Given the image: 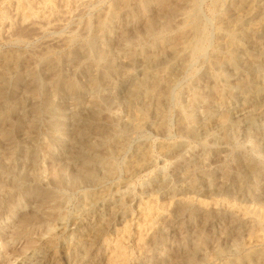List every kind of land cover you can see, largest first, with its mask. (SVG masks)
Segmentation results:
<instances>
[{
	"label": "bare ground",
	"instance_id": "6f19581e",
	"mask_svg": "<svg viewBox=\"0 0 264 264\" xmlns=\"http://www.w3.org/2000/svg\"><path fill=\"white\" fill-rule=\"evenodd\" d=\"M82 1L83 0H0V40L3 36L2 27L11 25L16 18L22 23H29L27 25H36L38 27L37 29L40 31L49 28L52 29V27L57 26L63 19L68 18ZM186 1L188 0H116L107 13L99 14L96 19L94 18V30H96L98 35L96 36V40L99 38V42H97L99 43L98 49L96 47L97 56H91L89 48L84 45L85 43L83 45L80 44L81 46L74 47L69 52L70 57L66 60L73 66L70 72H61L60 69H57L56 63H53L52 60L49 59V54H47V56L44 55L49 52L48 49L50 45L47 44L43 46L42 52L44 51L45 53L43 52L44 54L42 53L41 55L46 56L45 59H43L45 62L44 66H46L45 69L49 70L47 71L49 82L47 81V88L44 87L41 93V87L39 88L35 85L32 73L25 69L29 66L28 59H26L28 56L23 58L26 54L22 57L19 54V50H17V52L11 50L12 52L0 53V113L3 114L6 112V103L1 102L6 87V79L7 77L9 79L10 73L13 75L12 73L16 72L19 77H24V79L26 74H31L33 85L28 89L26 88L28 86L24 87L23 92L34 101L36 100V94H40L41 96L38 103H34V117L32 119H29L23 126L20 125V123L17 124V121L13 123V130L18 134L20 133L21 137H19L18 134L12 135L11 133H7L5 128H0V143H6L3 153H0V204H5L4 199L6 195L19 190L17 197L14 202H12L13 204L10 205V202H7L10 208V216L16 218L12 223L13 226H11L12 228L9 232L11 234L9 237L11 236L16 239L18 237H24V248H31L35 251H40V253L42 252L43 254L50 255V260L41 264H60L57 233H61L62 229V225L60 227L58 226L57 231L54 232L50 225L49 227L51 229L47 226L48 222L46 221L56 219L59 215L55 207H49L47 203L49 198H53L51 192L46 190L40 191L36 187L23 185L27 177L30 176V173H28L30 170L27 171L26 166H31L32 172L43 166L40 163V156H37L36 152H34L36 150V144L34 145V143L29 142V139L33 138L32 134L37 133L38 123L41 121L42 117L41 115H46V119L44 121L42 120L47 127V132L44 131V133H48L52 136L54 140L59 143L61 150H65L66 148H68L66 150H69L68 152L66 151L67 154L64 152L65 156L63 159L54 160L53 151H49V145L48 148L44 145L46 150L48 149L46 152L50 154V159L48 162L46 161L47 164L45 166L48 170V174H50V176H48L54 183L57 181L63 184L65 181L69 180L74 186H79L81 183H96L97 180L102 177V173H104L102 172L103 169L106 171L107 159L104 161L102 159L103 157L99 159L94 154L93 151H95V149L94 145H92V141H84L86 149L81 145L83 143H81V141H83L81 137L85 136L84 132L86 130L83 125L85 122L84 120L89 119L90 122L96 123L102 118L104 112H106L104 110V104L101 103L97 96L93 95L92 91L103 85L104 89H106L105 97L111 100L116 99L113 101L115 102L119 100L115 93L117 86L121 83L128 82L129 87L125 93V102H123V104L125 106L124 110L127 113L125 116H129L128 123L131 128L150 125L157 131L161 129L163 127L165 114L163 112V106L168 95L167 93L172 86V75L184 66L188 57V55L185 56V50L187 48H193V51H195V48L202 47L199 45L204 41V33L202 34L200 30L186 32L185 36L181 34V30H179L180 32H177L181 35L176 39H165V37H163L164 39L162 41L160 38L163 27L169 22L173 24V22H171L172 16L174 13H178L177 11L180 10L181 4ZM216 2H218V0ZM230 2H228V4H230ZM217 9L218 8H216V10ZM8 10L9 12L11 11L9 14L7 12ZM227 10L228 12L226 13ZM227 10L223 15L220 14L221 18L219 17L222 29H220L221 32L219 30L218 33L220 32L219 37L221 40H219V45L217 43L218 47L216 46V48L214 47L215 49H212V66L210 67H227V69L231 70V75L234 77L231 78L230 74L227 75L223 71L222 73L220 71L208 70L205 74V77L209 80L207 89L199 90L198 88L200 87L197 89L195 87V89L193 88L190 91H186L188 92L185 98L187 108L178 113V129L183 134L194 138H199L198 136L202 133L207 134L211 131V126L213 127L214 125L220 131L223 140L231 141L233 133L235 132L248 134L256 123L264 125V104H262L264 102V0H233L231 9L229 6ZM135 11L136 14H138V18L144 22V34L146 33L151 42L146 46L144 45L145 47L143 48H130V45L123 47L129 39L131 29L126 27V23H117L114 25V39H116L117 49L116 51H109V44L110 42L113 43V41H111L113 38H111L110 23L115 17L131 19V17L135 15ZM152 11H154V15H152ZM221 12L222 11H220V13ZM157 28L162 29L155 31ZM219 28L221 27L219 26ZM112 30H114V27ZM134 40L135 39H132V44ZM139 40L141 41V39ZM93 43L90 42L88 46L93 47ZM140 43H142V41ZM136 46H138L137 43ZM69 53H67V56ZM52 54L51 51V55ZM192 54L195 55V52L191 53L190 56H192ZM61 58L60 56L59 59ZM55 59L54 57V62ZM61 63H63V60ZM81 76L83 77V79L80 78L81 81L80 79H76V77L79 78ZM188 88H191V85ZM98 93L101 94V92ZM17 102L21 101L17 99ZM233 102H238V106L235 110L233 109L234 107L232 108L231 106ZM111 103L112 102H110V104ZM201 103L204 104L205 108L203 110V116L196 118L194 115L195 108L198 104L201 106ZM233 117H236L237 120L233 119ZM15 118L14 120H16ZM108 120H110V118ZM87 123L90 124L89 122ZM112 128L111 130L109 129V131L106 130L105 133H99L100 136L96 139V141L98 140V142L102 144L104 153H110L112 151L120 152L124 148L126 142L125 138L116 134L117 130H115L116 127L114 124ZM45 136L47 137V134ZM36 137H38V135ZM68 137H70V139H68ZM24 141L31 145H23L22 143ZM161 148L164 150L165 154L170 153L172 155L174 153L175 155H180L183 152V146L181 144H163ZM136 150L135 157H132L129 161L131 176L128 177L132 178L148 170L153 164L149 160L148 146L144 148L138 147ZM98 151L100 150L98 149ZM251 156L242 152L231 164L224 165L220 172V178L218 180H213L214 185L213 188L208 191V197L204 195V197H197L190 193L180 192L179 194L171 195L166 200L161 201L155 195L150 197L147 196L148 198L146 197V199L139 202L134 217L130 216V218H127L123 224L115 229L113 227L114 230L111 234L108 233V225L111 223L112 218H114L113 216L118 214L119 209L122 206L126 207L128 199L118 198L116 202L106 205L104 213L96 214L93 220L90 219V222L88 221L72 230V235L74 239H76V249H74V257L77 259L76 264H134L136 260L138 262L140 261L138 260L140 257L142 259L140 264H163V262L169 258L168 253L160 250L153 257L150 249L154 246L164 244L167 228L174 225L171 224V222L185 213H188V220L197 218L199 225L196 227V239L191 249L184 250L182 253V262L184 264H191L194 259H199L202 264H215L214 258L216 259L220 254L223 255V249L218 246V243L232 234L239 236V240L241 237V244L245 252L239 257H232L233 260L228 261L230 260L228 259L227 262L225 260V262L223 261L224 263L221 264H264V163L259 164L258 161ZM111 164L113 165L111 162L109 166ZM16 165L25 167L24 170L26 171H18V174H15L14 169ZM67 168H70L71 171H67ZM181 170L187 177L186 182L189 190L196 188L199 183L198 181L206 178L203 175L199 178L193 175L194 173L192 174L190 165L183 167ZM97 172L101 176L98 175ZM208 176L209 174H207V177ZM35 177L38 179L39 183L40 178L37 177V174ZM231 181H233L236 188L234 193L229 194L228 191H226V187L229 185L227 183ZM22 186H24L23 189ZM38 186H40V184ZM215 193L219 196H215ZM222 193L226 194L222 195ZM38 195L41 197V199L39 198L40 202L37 205L28 207L25 212L22 208L24 207L26 198L29 196H36L37 198ZM239 196L244 197L246 202L248 200H250L251 203L254 202V205L243 202L244 200L239 199ZM97 198L98 195L95 193L90 195L91 201H96ZM99 198H101V196ZM58 207L59 206H57V208ZM219 217L225 220L224 225L219 226L218 236H212L213 238L205 237V235L209 233L206 234L205 230L208 228L211 221ZM43 226H46L47 229V236H44L45 234L43 235L46 238L41 236L43 230L45 231ZM176 227L172 230L175 229L176 231L182 229L181 224L178 225L177 228ZM2 229L3 228H1V230ZM229 238L230 237H228V239ZM130 245L137 250V256H134L135 253L133 254ZM5 248L6 247H4V249ZM239 250L241 249L239 248ZM98 255L102 257L101 262L96 260ZM29 258L31 257L29 256ZM16 264H19V262Z\"/></svg>",
	"mask_w": 264,
	"mask_h": 264
},
{
	"label": "rangeland",
	"instance_id": "374dc122",
	"mask_svg": "<svg viewBox=\"0 0 264 264\" xmlns=\"http://www.w3.org/2000/svg\"><path fill=\"white\" fill-rule=\"evenodd\" d=\"M115 1L116 0H83L81 2V4H78L79 6L76 7V10H74V12L68 18L63 19L61 22H59L60 24L58 23L59 25L57 24V26L52 27V29L49 28V29H46L44 31L38 30L37 29L38 27L36 25H33V24L27 25L29 23H22L18 18H16L15 20H13V22L14 21L15 22L14 23L12 22L11 25H8V26L6 25V27L5 26L2 27L3 28L2 29L3 36L0 40L1 41L0 53L1 52H12L14 50H15V52H17V50H19L20 51L19 54L22 57L26 54L25 57H23V58H26L28 56L26 59H28L29 66L25 69H27L28 71H30V73H32V75L34 77L35 85L38 86L39 88L41 87L40 88V93H41V92H43L44 87L47 88V85L49 82V78L47 77V76H49L48 72H47L49 70L45 69L46 66H44V63H45L44 59L47 56V54H49V56H50L49 59H51L53 63H56V68L60 69L61 72H70L72 70V67H73L72 64H69L66 60L68 59V57H70L69 52L76 46L78 47V46H81L85 43L84 45H86L89 48V52H90L91 56H97L96 50L98 49L99 43H97V42H99L98 41L99 38H98V40H96L97 39L96 36H98V35L96 33V30H94L95 29L94 28V24H95L94 18L96 19V17L99 14L107 13L112 8L113 3H115ZM216 1L215 0H188L184 3H182L180 10L177 11L178 13L177 14L174 13V15L172 16L171 22H173L174 25L172 23H171L172 24L171 25L169 22V23H166L165 27H163V32H162V34H160L161 35L160 38L162 39V41L164 39L163 37H165V39L166 38H168V39L169 38H175L176 39V38L180 37L181 34H184V36H185L186 32H189V31L192 32L194 30L195 31L200 30L202 32V34L204 33L203 34V40H204L203 42L204 43L201 42L199 45L200 47L202 46L201 47L202 49L198 47L197 49L196 48L194 49L195 51H193V48H191V49L187 48L185 50V52H186L185 56L188 55V57L184 63V66H182L175 74L172 75V86L170 87V89L167 93L168 95H167L165 102H164V106H163V112L165 113L164 114V122H163V127L161 129H159L160 131L155 130L150 125H143V126L138 127V128H133V127L131 128L130 124L128 123L129 122L128 121L129 116L128 115L125 116V114H127V113L124 110L125 106L123 104V102H125L124 101L125 93L129 87L128 82L121 83L120 85L117 86L115 93L118 96L119 100L115 101V102H113V101L116 99L111 100L108 97L107 98L105 97L106 89H104L103 85L97 87L94 91H92L93 95L97 96L98 99L101 101V103L104 104V110L106 112H104V115H103L104 117L102 116V118L99 121H97L96 123L90 122L89 119H85L84 120L85 122L83 121L84 122L83 125H84V128L86 130L84 132L85 136L82 135L83 137H81V140H83V141H81V143L83 142L81 145H83V148L86 149V147L84 145L85 144L84 141H92V143H93L92 145H94L95 151H98V149L100 150L98 152L93 151L94 154L99 159H101L103 157L102 159L104 161H106V159H107L106 171H104L105 169H103L102 172H104V173H102V177L99 179L100 181L97 180V182H96L97 184L96 183H87V184L81 183V184H79V186L78 185L74 186V185H72V183L69 180L65 181L64 183H66V182L67 183L66 184L63 183L64 185L57 182V181L54 183V181L49 177L50 174H48L47 168H45L48 160L50 159V157H49L50 154H48V152H46L48 150V149L46 150V148H48V145H49V147H50L49 151H53V153H54V156H53L54 160L55 159L61 160L60 158L63 159V157L65 156L64 152L67 154V152L69 150H66L68 148H66L65 150L64 149L61 150L59 143L56 140H54V138L52 136H50L48 133H44V131L47 132V127H46L45 123L43 122L46 119L45 118L46 115H41L42 117L40 116L41 121L38 123L39 126H38L37 133L32 134L33 138L29 139V142L34 143V145L36 144L35 145L36 150L34 152H36L37 156H40L39 157L40 163L44 167L43 166H41V168L35 167L38 170L35 169L36 171L34 170L32 172L31 171L32 169L30 168L31 166H26V168H27L26 170L27 171L30 170L31 172L28 171V173H30V176L27 177L26 182L23 183V185L36 187L40 191H43V190L49 191V192H51V195L53 196V198H49L47 200L48 201L47 203H48L49 207L54 206L55 209L57 210V212H59V215L56 219H53L51 221H46V222H48V224H47L48 228L49 229L52 228V230L54 232L57 231L58 226L60 227L62 225L61 233L60 232L57 233V240H58V242H57L58 246L57 247H58V251H59L58 255H59V263L60 264L61 263L62 264H76V262H77L76 257H74L75 256L74 249H76L75 248V240L76 239H74V236L72 235V230L76 227H79V226L87 223L88 221L90 222V219L93 220L94 216L96 214L104 213L106 205L116 202V200L118 198H125L128 200H127L126 207L122 206L119 209L120 212L118 211V214L113 216L114 218H112L111 223L108 225V228H109L108 233L109 234H111L116 227H119L121 224H123V222L127 218H130V216L134 217V215L136 213L135 210L137 209L139 202L143 199H146L147 196L150 197L152 195H155L161 201L166 200L171 195L179 194L180 192L181 193H188V194L190 193V194L196 195L197 197H202L203 195L207 196L209 193L208 191H210V189L213 188V185H214L213 180L214 179L218 180L220 178V172H221L222 167L224 165L231 164L233 161H235L238 158L239 154L242 152L247 153L249 156L252 155L251 157L255 158V160H257L259 164L264 163V140H263L264 139V132H263L264 131V125H262L261 123H256L248 134H245L243 132L233 133V137H232L231 141L223 140L221 135H220V131L214 125H213V127L211 126V131H209L207 134H204V133L200 134L198 136L199 138H197V137L194 138V137L185 135L178 129V124H179L178 123L179 122L178 121V119H179L178 113H180V111L186 110V108H187L185 98L187 97L188 92H186V91H190L193 88L195 89V87H196V89L198 87H200L201 89L198 88L199 90L207 89L208 84H209L208 83L209 80H208V78L205 77V74L208 72V70H213V71H217V72L223 71L227 75L230 74L231 78L234 77L233 75H231V70L227 69V67H222V68H215L214 66H213V68L210 67V66H212V56H211L212 51H213L212 49H215L216 46L218 47L219 40H221V38L219 37L220 36L219 34L221 32L220 29H222V26L220 25V22H219V20L221 18L220 14L223 15L224 12L227 9H229V6L231 9V5L233 3V0H226L228 2L231 1L230 4H228V2H226L225 0H218V2H216ZM222 2L224 4L225 3L226 4L224 5ZM218 5H219V7H218ZM226 5H228V6H226ZM213 6L215 7V9ZM216 8H218L217 9L218 11L216 10ZM225 8H227V9H225ZM220 11H222V12L220 13ZM7 12L9 14L11 11L9 12V10H8ZM227 12H228V10L226 11V13ZM153 13H154V11H152V15H154ZM137 15L138 14H136V11H135V15L132 16L131 19H123L122 17H115L112 21L113 23L111 22L110 23L111 25L109 24L110 25L109 27H111V36H112L111 38H113V39H111V41H113V43L110 42V44H109V49H110L109 51H113V50L116 51V49H117L116 48V39H114L115 38L114 37L115 36V26L114 25H116L117 23H123V24L126 23V27L128 29L129 28L131 29L130 30L131 33L129 34L130 35L129 39L127 40L128 45L126 42L125 45H123V47L130 45L129 46L130 48L131 47L143 48L151 42V40H149L146 33L144 34V32H145V31H143L144 22L142 20H140ZM131 20H134V21H131ZM114 22H115V24H114ZM135 23H136V25H135ZM194 24H196L197 26ZM185 25H187V26H185ZM9 26H11V27H9ZM167 26H169V27H167ZM173 26H174V28H173ZM219 26L221 28H219ZM113 27H114V30H112ZM6 28H7V30H6ZM165 28H167V29H165ZM195 28H197V29H195ZM132 29H133V31H132ZM160 29H162V28H157L155 31H159ZM3 30L5 32L7 31L8 33L7 32L5 33ZM168 30H169V32H168ZM179 30H181V34L178 33V32H180ZM219 30H220V32L218 33ZM6 37H7V39H6ZM143 38H145V39H143ZM65 39H66V42H65ZM132 39H135L133 41V44H132ZM139 39H141L142 43H140L141 41ZM90 42H92V43L94 42L93 47L88 46ZM135 42L137 43L138 46H136ZM143 42H145V43H143ZM139 43H140V45H139ZM217 43H218V45H217ZM47 44H49L50 48H52V49H50V48L48 49L50 53L49 52L45 53L43 51L45 53L44 54L42 52V48H43V46H45ZM96 47H97V49H96ZM51 51L53 53L52 55H51ZM188 52H190V53H188ZM194 52H195V55L192 54V56H190L191 53H194ZM42 53L46 56H44V55L42 56L41 55ZM67 53H69L68 56H67ZM65 54H66V56H65ZM29 55H31V56H29ZM57 56L59 58L61 56L62 58L59 59ZM54 57L56 58L55 62H54ZM92 58H94V57H92ZM189 59H191V60H189ZM57 60H59V61H57ZM62 60H63V63H61ZM65 64H67V65H65ZM57 65H60V66H57ZM137 67H139V66H137ZM12 74L13 75H11V73H10L9 79H8V77L6 79L7 80L6 87H5L3 97H2L1 103H3V102L6 103V106H5L6 112L4 111L5 113H3V114L0 113V128L1 127L5 128L7 133H11L12 135H16L18 133H16V131L13 130V128H14L13 123L17 121L18 122L17 124L20 123V125L23 126L24 123H26L29 119H32L34 117V115H33L34 114V111H33L34 103L35 102L38 103L41 96H40V94H36L35 98L37 101L36 100L34 101L33 99H31V97L26 96L23 92L24 87L28 86V87H26L28 89V88H31L33 85V80H32L31 74L30 75L26 74L25 79H24V77H19L18 74H16V72L12 73ZM15 76H16V78H15ZM80 78L83 79L82 76L79 78L76 77L77 80H79ZM81 79H80V81H81ZM206 80H207V82H206ZM197 81H199V82H197ZM28 84H30V85H28ZM190 85H191V88H188V87H190ZM203 87H205V88H203ZM98 92H101V94ZM17 95H19V96H17ZM17 99L20 100L21 102H17ZM25 99H27V100H25ZM110 102H112V103L110 104ZM237 103L238 102H235V103L233 102L232 103L233 105L231 104L232 108L234 107L233 108L234 110L238 106ZM262 104H264V102ZM118 105H120V106H118ZM204 109H205L204 104L201 103V106H200V104L197 105V107L195 108V114H194L196 116V118H199V116H201V117L203 116V110ZM114 116L117 118L118 121L116 120V118ZM14 118L16 120H14ZM109 118H110V120H108ZM119 119H120V121H119ZM233 119L237 120L236 117H233ZM109 121H112V122H109ZM87 122H89L90 124H88ZM117 122H118V124H117ZM113 124L116 127L115 130H117L116 134L125 138L126 142H125L124 148L120 152L119 151H112L110 153H106V152L104 153V148H103L102 144L100 142H98V140L96 141V139H97V137L100 136L99 133H105L106 130H108V131H109V129L111 130ZM5 126H7V127H5ZM164 126H166V127H164ZM39 134H41V135H39ZM46 134H47V137L45 136ZM35 135L36 136L38 135V137H36ZM18 136L21 137L20 133L18 134ZM66 137H67V135H66ZM84 137H86V138H84ZM68 139H70V137H68ZM107 140H108V138H107ZM140 143H142V144H140ZM169 143L181 144L183 146V152H182L183 154L181 153L180 155H175L173 153L172 154L173 156L170 153L165 154L164 150L161 148V145L169 144ZM22 144L23 145H31L30 143H28L26 141H24ZM5 145H6L5 142H4V144H3V142H2V144L0 143L1 147L4 146L2 148L0 147V153H3L4 148L6 147ZM44 145L46 148L44 147ZM147 146L149 149V160L151 163H153L151 165L152 167H150L148 170L143 171L140 174L133 176V178L128 177V176H131V174H130L131 170L129 169V161L132 157H135V153L137 152L136 149H138V147L144 148ZM62 148H65V147H62ZM39 150H41V151H39ZM106 157H109V158H106ZM108 161L109 162L111 161L113 163V165L111 164L112 166L110 165L111 167L109 166V164L111 162L109 163ZM26 165H29V164H26ZM181 165L183 167L190 165V169H192L191 172H192V174L194 173L193 175H196L198 178L201 175H203L206 178H204L203 180H199L197 187L189 190L187 188V182H186L187 177H186V175L183 174V172L181 170L183 167ZM103 168H104V166H103ZM24 169H25V167H20V166L16 165V168L14 169L15 174H18V171L19 172L20 171L21 172L26 171ZM128 170H130V171H128ZM67 171H71V169L69 168ZM105 172H106V174H105ZM36 174H37V177L41 179V180L39 179V181L41 183L40 182L38 183V179L35 177ZM207 174H209L208 177H207ZM98 175H100V174L98 173ZM126 177H127V180H126ZM70 183H71V185H70ZM39 184H40V186H38ZM227 184H229V185L226 187L227 188L226 191H228L229 194L234 193L236 187L233 184V181H231L230 183L228 182ZM24 186H22V189ZM22 189H20V190H22ZM103 191H104V193H103ZM18 193H19V190L16 192L13 191L12 194L6 195V197L4 199L5 204H3V205L0 204L1 205L0 206V230H1V228H3L0 231V254L3 253L0 255V264H13L15 261L16 262L14 264H16L18 262H19V264H41L43 262L46 263L50 260V258H49L50 255L43 254L42 252L40 253V251H35L31 248H24V244H25L24 243V240H25L24 237L23 238L18 237L17 239L12 238L11 236L9 237V235L11 234V233H9L11 228H12L11 226H13L12 223L16 220V218L14 216H10V211H9L10 208L8 207V205L13 204L12 202H14ZM92 193H95L96 195H98V198L101 196V198H99V200L97 198L96 201L93 200L94 202L91 201L90 195ZM225 194L226 193H222V195H225ZM214 195L219 196V195H217V193H215ZM12 198H13V201H12ZM35 198H36V196L27 197L25 204H24V207L22 209H24V211H25L28 209V207L37 205L40 202L39 200L41 199V197L38 195L37 198L36 199ZM239 199H242V200H244L243 202H246V199L242 196H239ZM33 200H35L36 202ZM37 200H38V202H37ZM50 200L53 202H51ZM7 202H10V203L7 205ZM246 203L254 205V202L251 203L250 200H248ZM57 206H59V207L57 208ZM123 208H125V209H123ZM187 216H188V213H185L182 216H178L176 219H174V221L171 222V224H174V225L169 226L170 228L169 227L167 228L166 240L164 241V244L159 245V246L158 245L154 246L150 249V252L152 253L153 257L160 250L161 251L163 250V251L168 253V257H169L167 259L168 261L167 260L164 261L163 264H184L182 262V259H183L182 253L184 250L191 249V247H192V245L196 239V227L199 225L197 218H193L192 220H188ZM224 220L225 219H223L222 217H219V218H216L215 220L211 221L210 225L208 226L209 231H208V228L205 230L206 234L209 232L207 234L208 236L205 235V237L211 238L212 236L213 237L218 236L219 226L224 225ZM54 224H55V226H54ZM180 224L182 225L181 230H176V231H175V229L172 230L176 226L178 227V225H180ZM49 225L51 228L49 227ZM113 227H114V229H113ZM193 228H195V229H193ZM44 229H45V231L43 230V232L41 233L42 237L47 236L46 226L44 227ZM228 237H230V238L228 239ZM44 238H46V237H44ZM20 239H22V240H20ZM169 244L172 246H170ZM218 246H220V248L223 249V252H222L223 255L220 254L219 255L220 257L217 256L216 259L214 258L215 264L224 263L225 260L227 262L228 259H230L228 261H231L236 256L239 257L242 253L245 252V250L241 244V237L239 240V236H237L235 234L227 236L226 239H224L218 243ZM4 247H6L7 249L5 248L6 249L5 250ZM239 248L241 250H239ZM8 249H9V252H8ZM130 249L132 250L133 254L135 253L134 256H137V254H138L137 250L134 247H132L131 245H130ZM3 250H4L5 254H4ZM19 250H21V251H19ZM174 250L177 252H175ZM31 253H32V255H31ZM238 253H240V254H238ZM35 254H37L38 256ZM29 256L31 258H29ZM40 256L43 258H41ZM27 258H29V259H27ZM96 260L101 262L102 261L101 255H98L96 257ZM138 260H140V261L138 262L136 260V262H134V264H140L141 260H142L141 257L138 258ZM37 261H39V262H37ZM191 264H202V263L200 262L199 259L198 260L194 259V261Z\"/></svg>",
	"mask_w": 264,
	"mask_h": 264
}]
</instances>
